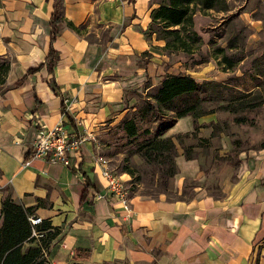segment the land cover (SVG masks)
Wrapping results in <instances>:
<instances>
[{
	"label": "crops",
	"instance_id": "1",
	"mask_svg": "<svg viewBox=\"0 0 264 264\" xmlns=\"http://www.w3.org/2000/svg\"><path fill=\"white\" fill-rule=\"evenodd\" d=\"M154 5L62 0L63 18L51 42L58 60L51 72L42 65L23 75L47 53L52 0H0V54L10 59L8 87L0 93V199L8 194L49 223L47 264H264V144L238 151L229 163L196 153V142L176 143L175 196L127 191L128 211L108 194L94 197L106 185L95 159L99 133L126 110L124 90H139L149 66L157 71L165 61L158 47L163 41L146 38ZM254 12L246 5L239 14L262 27ZM67 20L80 25L79 32ZM143 50L150 58L138 65ZM34 117L47 126L60 121L82 136L68 165L36 157L22 165ZM192 127V117L183 115L164 135L190 134ZM218 141L216 153L224 156L229 140ZM117 175L129 178L125 171Z\"/></svg>",
	"mask_w": 264,
	"mask_h": 264
},
{
	"label": "trees",
	"instance_id": "2",
	"mask_svg": "<svg viewBox=\"0 0 264 264\" xmlns=\"http://www.w3.org/2000/svg\"><path fill=\"white\" fill-rule=\"evenodd\" d=\"M150 3L155 5L149 11L150 20L146 38L153 36L155 39L162 40L163 43L158 47L165 55L178 51L184 54L199 52L201 36L193 27L195 12L208 9L225 10L228 7L226 0H150ZM62 18V0H52L47 53L43 61L36 66L28 67L23 75L37 70L42 65L51 72L58 60V52L51 42L58 32L57 23ZM66 23L79 32L80 25H74L69 20ZM232 45L229 39L226 47ZM224 50L225 47L216 45L212 48V53L218 57L217 63L222 64L221 68L228 70L241 59V56L229 55ZM139 56L136 63L141 65L149 60L150 53L143 50ZM9 65V57L0 54V83L2 84L0 93L8 87L5 83V75ZM21 77L12 84L19 83ZM48 82L53 87L54 82L51 76ZM230 84L229 78L222 81L214 79L196 81L187 72L166 71L154 84H151L146 77L141 84V89L124 90V95L127 91L130 92L135 98L134 102L128 105L127 98L124 100L126 110L113 124L106 123L104 130L98 135V141L105 146L114 145L116 153L124 151L122 160L127 159L128 154L138 153L148 162L162 164V175L168 179L176 171L174 162L176 143H179V139L187 133L170 136L164 135V132L176 118L183 115H190L195 126L197 117L213 111L212 108H207V103L213 100V95L217 96L216 93L220 88ZM248 93L249 91L239 89L226 97L221 95L220 98L224 97L227 101L242 106ZM232 105L230 104L229 109L235 108ZM263 144L261 143L260 146ZM240 150H236L235 153ZM183 152L187 157L190 155L186 148ZM236 161L235 158L229 163ZM120 171H125L131 176L134 174V168L126 163ZM30 215H36L33 214L31 206H24L12 200L8 194L0 199V264H47L45 247L53 233L45 219L41 217L40 222L32 224L29 220ZM32 228L43 230V235L40 237L31 235Z\"/></svg>",
	"mask_w": 264,
	"mask_h": 264
},
{
	"label": "rangeland",
	"instance_id": "3",
	"mask_svg": "<svg viewBox=\"0 0 264 264\" xmlns=\"http://www.w3.org/2000/svg\"><path fill=\"white\" fill-rule=\"evenodd\" d=\"M244 3L255 8L253 17L262 20V27L252 26L247 15L244 17L239 14L246 6ZM244 3L243 0H228L229 11H196L193 27L201 36L199 52L184 54L178 51L165 55L164 64L160 63L157 71H154V65L149 66L148 79L151 84L156 83L166 71L187 72L196 81H222L229 78L231 84L220 88L217 96L213 95V100L207 103V108H212L213 111L197 117L190 134L187 132L179 139V143L186 140L191 144L196 142V153H203L207 159L211 155L212 162L233 161L236 150L255 148L264 143V0H246ZM229 39L233 45L226 47ZM216 45L225 47V53L239 55L241 59L231 69L223 70L222 64L217 63L218 57L212 53V48ZM1 88L0 83V90ZM239 89L249 91L242 106L229 102L224 97L220 98L221 95L226 97ZM130 95L127 91L124 97L132 104L135 98ZM230 104L235 108L229 109ZM203 134L207 135L202 136ZM220 136L226 137L230 143V147L223 151L224 156H218L215 150ZM198 137L201 138L200 141ZM204 139L209 143L204 144ZM115 150L116 147L112 144H102L100 154L107 159L108 166L115 174L125 163L134 168L133 176L129 174V178L124 181L127 191H138L151 196L164 192L167 197L175 196L171 190L172 176L168 179L163 177L162 164L148 162L138 153L128 154L127 159L122 160L124 151L116 153ZM186 182L189 184L190 180Z\"/></svg>",
	"mask_w": 264,
	"mask_h": 264
},
{
	"label": "built area",
	"instance_id": "4",
	"mask_svg": "<svg viewBox=\"0 0 264 264\" xmlns=\"http://www.w3.org/2000/svg\"><path fill=\"white\" fill-rule=\"evenodd\" d=\"M66 100V99H64ZM34 124L33 135L29 142V154L22 161L26 165L29 158H42L47 162H59L63 165L70 163V153L75 150L82 141V136L74 134L63 127L60 121L51 126L40 123L36 117L32 118ZM96 161L100 164V170L105 178V192H95L94 197L99 198L110 195L116 198L122 208L128 211V192L124 181L115 174L108 166V161L102 155H96ZM29 220L32 224L38 223L41 217L30 215ZM31 235L40 237L43 230L31 229Z\"/></svg>",
	"mask_w": 264,
	"mask_h": 264
}]
</instances>
